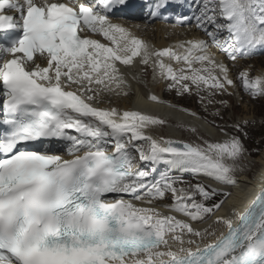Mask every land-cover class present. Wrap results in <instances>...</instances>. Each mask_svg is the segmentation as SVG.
Segmentation results:
<instances>
[{
  "label": "snow or ice",
  "instance_id": "6c2138e0",
  "mask_svg": "<svg viewBox=\"0 0 264 264\" xmlns=\"http://www.w3.org/2000/svg\"><path fill=\"white\" fill-rule=\"evenodd\" d=\"M125 3L0 0V32L16 33L0 43V264H264V189L234 213L237 224L216 215L237 184L241 138L222 126V141L156 138L165 121L112 106L127 95L121 66L151 70L177 95L206 93L208 104L226 106L214 97L238 85L264 96V75L233 77L212 51L235 64L264 48V0H192L170 26L204 38L159 49L111 18ZM169 3L155 0L145 23ZM169 195L162 207L176 215L154 205Z\"/></svg>",
  "mask_w": 264,
  "mask_h": 264
},
{
  "label": "bare ground",
  "instance_id": "6f19581e",
  "mask_svg": "<svg viewBox=\"0 0 264 264\" xmlns=\"http://www.w3.org/2000/svg\"><path fill=\"white\" fill-rule=\"evenodd\" d=\"M181 1L182 0H179L178 2L182 4ZM147 3L149 4L150 8H152L155 4V0H149L147 1ZM188 6H190V3H188ZM170 10L171 9L167 10L166 12H162V17L160 19L150 21L148 23H145L148 17L146 16V14H144L143 10L139 11L134 16H131L130 19L118 16L116 18H113V20L116 22L126 24L129 28H131L134 32H136L137 35H139L141 38H143L145 41H147L157 49L167 47L169 45H173L178 41L186 40L193 36H200L201 38H204L203 33L196 30L192 25H188L185 27H177L173 29L170 26L171 25L170 23H173L172 22L174 16L172 15L173 13L170 14V16L166 15V13L170 12ZM189 14L191 13H188L187 15ZM163 17H167V21H165ZM168 19H171V22ZM137 25H139L138 28L136 27ZM93 38L100 39V37L98 36ZM212 51L216 52L219 59H223L225 63L228 64L229 68H231V73L233 77L236 76L234 67L235 69L238 70L245 68L244 61L237 62V64L235 65L233 64L232 61L227 60L216 49H212ZM244 60L246 61V59ZM137 70H139V66L131 67V68H125L124 66H121V71L124 72L125 79L127 81V87L124 89V91L127 92V95L126 97L124 95H122L119 98L113 97L112 106L118 107L120 109L140 111L141 113L148 114L165 121L164 124L168 125L166 134L158 135L154 132L153 129L151 130V134L156 138L164 137L166 139H171L174 141L189 142V140L183 137V133L179 129V126H184L190 129L195 128L199 132L206 135L207 138L209 139L217 137L218 134L216 130L210 124H208V122H206L203 119H200L199 116L197 115V111L191 112V111H186L184 109L174 108V103L171 101L168 102L166 98L163 97L162 90H158V88L155 86V84H159L160 81H153L154 85H152L151 88L146 89L145 92L142 91L139 92L137 90L134 91L133 88L135 86L138 88V80L135 77L137 75ZM248 70L251 74L249 68ZM149 72H150V76L152 77L151 70H149L148 73ZM148 73L147 74L141 73V76L144 80L148 79L149 77ZM258 75H264V74L259 72L255 76ZM236 90L239 89L237 87L235 89H230L231 92L232 91L235 92ZM192 93H193L192 94L193 97L197 96L195 89H193ZM149 95L157 96L160 102L157 103L150 101L148 99ZM192 113L194 114L196 113V114L192 115ZM157 127L159 129L160 126ZM158 129L156 131L159 132ZM223 139L225 138L221 137L218 140L222 141ZM65 158H70V157L65 155ZM252 162L254 161H251V163ZM256 163L259 164V168L256 171V174L252 178H249L248 173H244L241 176V178L239 179L237 178L238 181L236 186L231 188V195L227 197L221 210L216 213V215L218 216H228L230 219H232L234 225L236 224V222H238V217L234 213H242L248 206L249 202L253 199L255 192L258 191L264 184V152L262 154V158L258 159V162ZM138 166L141 168L144 167L143 165H138ZM163 167H164L163 165L160 166V168ZM177 173L178 171L174 170L171 174L175 176V174L177 175ZM198 178H199L198 180L203 181V183L213 185L211 182H209L210 180L207 181L203 177H198ZM213 187H216L215 184L213 185ZM166 203L161 201H155L154 205L158 207L160 211L164 212L165 214L176 215L175 213H168L167 210L162 207V205ZM212 219L214 218H210L206 220L203 224L196 226L200 228H207L208 225L212 223ZM213 227L215 228L216 236H219L221 232H225L226 230L222 225H213ZM209 239H215V236H211L209 237ZM207 242H208L207 240L204 241V243Z\"/></svg>",
  "mask_w": 264,
  "mask_h": 264
},
{
  "label": "rangeland",
  "instance_id": "374dc122",
  "mask_svg": "<svg viewBox=\"0 0 264 264\" xmlns=\"http://www.w3.org/2000/svg\"><path fill=\"white\" fill-rule=\"evenodd\" d=\"M182 9H184V6H182ZM244 59H246V61ZM244 59H240L237 62L244 61V67L246 69H250L251 76L255 77V75L259 72L264 74V49L257 48L255 53L251 57ZM237 62L235 63V65L237 64ZM234 71L237 75L239 70L235 69L234 67ZM148 74V79L144 80L141 76V72L137 70V75L135 77L138 80V88L135 86L133 88L134 91L137 90L139 92H145L146 89H149L152 85H154L153 79L150 76V72ZM155 86L158 88V90H162V95L168 102L171 101L174 103V108L184 109L191 112L197 111V115L199 116V118L208 122V124H210L218 134L217 137L209 139L206 135L199 132L197 129L195 132H193L190 128L179 126V129L183 133V137L185 139L189 140V142L193 144H201L202 140L200 139V137L213 142L219 141L218 139L224 137V135L217 126H222L230 135H238L241 138L246 150L244 155L238 161H236V179L241 178L244 173H248L249 178H252L256 174V171L259 168V164L256 162H258V159L262 158V154L264 152V96L253 97L238 85L237 88L239 90H236L237 92L232 91L231 95L214 97V100L226 101L227 105L224 106L215 102L212 104H208L207 99L201 101L200 97L207 95L203 92L193 97V90L190 94L186 93L183 95H177L175 90H168V88L165 87L166 84L164 85L163 82H159V84H155ZM217 112H219V115H216ZM236 123L240 124L242 131L235 132L233 125H235ZM167 128L168 125L163 124L160 125L159 129L156 126L153 128V130L156 134L160 135L166 134ZM157 129L160 133L156 131ZM251 161L254 162L251 163ZM160 169H162L163 171L164 167ZM198 179V177L193 178L190 174L183 177V180L190 184H194L197 182L203 183V181ZM184 186L186 187L187 184H185ZM226 191L231 193V188H227ZM216 199L218 200L220 199V197H216ZM160 201L164 203L167 202L166 204H170L171 196L169 195L166 199Z\"/></svg>",
  "mask_w": 264,
  "mask_h": 264
}]
</instances>
